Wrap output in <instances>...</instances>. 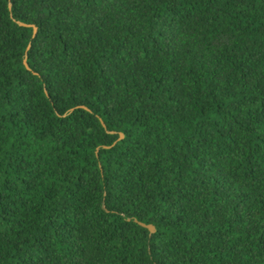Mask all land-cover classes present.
Returning <instances> with one entry per match:
<instances>
[{
	"label": "trees",
	"instance_id": "obj_1",
	"mask_svg": "<svg viewBox=\"0 0 264 264\" xmlns=\"http://www.w3.org/2000/svg\"><path fill=\"white\" fill-rule=\"evenodd\" d=\"M0 264H264V0H0Z\"/></svg>",
	"mask_w": 264,
	"mask_h": 264
},
{
	"label": "water",
	"instance_id": "obj_2",
	"mask_svg": "<svg viewBox=\"0 0 264 264\" xmlns=\"http://www.w3.org/2000/svg\"><path fill=\"white\" fill-rule=\"evenodd\" d=\"M35 30V28L33 27V31ZM142 226H145L149 229V231H153V226L150 224H144V223H140Z\"/></svg>",
	"mask_w": 264,
	"mask_h": 264
}]
</instances>
